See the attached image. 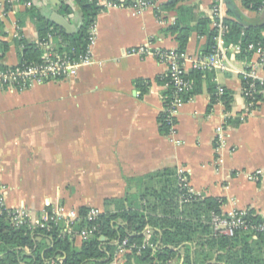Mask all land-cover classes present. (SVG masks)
Returning a JSON list of instances; mask_svg holds the SVG:
<instances>
[{"label":"crops","instance_id":"0c3cea01","mask_svg":"<svg viewBox=\"0 0 264 264\" xmlns=\"http://www.w3.org/2000/svg\"><path fill=\"white\" fill-rule=\"evenodd\" d=\"M97 1L103 5L112 0ZM116 1L121 6L106 7L96 17L89 64L22 91L0 88V185L5 206L24 208L32 218L56 205L102 212L106 200L124 197L129 179L167 168L177 174L182 170L193 193L223 198L222 213L252 209L264 219V100L239 120L248 108L241 72L256 56H243L230 49L232 44L213 38L227 68L213 70L212 80L217 89L231 93L230 109L217 100L208 110L210 94L203 85L200 94L179 108L174 134H164L158 120L166 85L157 78L164 75L165 65L153 55H133L129 50L147 41L152 50H174L177 41L168 26L179 18L194 28L206 19V31L193 29L188 38L183 65L189 73L193 62L205 55L213 29V0H179L171 8H158V14L156 7L167 0L138 11L129 6L134 0ZM33 5L50 20L54 13L64 17L60 0H33ZM27 10L20 0H6L0 7L5 32L0 38L9 45L1 59L5 65L19 61L15 33L20 31L28 42L38 39L36 19ZM72 10L64 18L75 24L79 12L74 6ZM222 13L229 20L264 22V7L251 11L240 0H224ZM257 73L263 75L261 69ZM221 125L225 146L217 151L215 128ZM257 170L261 173L255 180L251 176Z\"/></svg>","mask_w":264,"mask_h":264},{"label":"trees","instance_id":"16d2710c","mask_svg":"<svg viewBox=\"0 0 264 264\" xmlns=\"http://www.w3.org/2000/svg\"><path fill=\"white\" fill-rule=\"evenodd\" d=\"M30 0H20L27 2ZM158 1V0H148ZM179 0H167L156 7L171 8ZM112 2H117L112 0ZM129 2V1H128ZM241 5L251 11H259L264 7V0H240ZM28 6L32 17L36 19L38 39L28 42L21 37L20 31L16 37L18 64L39 62L43 49L39 43L47 33H52L57 39L59 49L72 55V48L82 52L88 43V33L97 15L104 7L96 0H60L59 12L67 17L74 8L79 12V19L69 33L60 25L54 23L33 8ZM230 30L226 34L227 43L239 44L240 54L249 56L252 53L246 49V44L252 41H263V23H248L245 20H229ZM206 19L198 20L193 28L181 24L178 18L168 30L177 41V52H184L188 38L193 29L199 34L206 31ZM214 28L210 31L205 55L213 46ZM0 36H5L0 22ZM0 38V66L8 43ZM20 48V49H19ZM213 70L191 69L187 73L193 79L190 91L184 94L186 99L202 92L203 85L210 94L208 110L212 104L221 100L225 109H230L232 95L228 90L217 93V86L212 80ZM157 81L166 84L165 75ZM242 79V86H244ZM171 93V87L166 86L165 100ZM258 105H255V108ZM159 130L167 134L169 127L159 116ZM223 198L202 196L181 187L178 174L174 169H162L139 179H129L127 192L122 198L108 199L106 208L97 217L96 222H86L80 219L75 228H83L96 224V231L88 239L75 245V239L70 233L63 231L64 223L48 221L44 227L16 226L8 211L0 210V264H109L114 258L117 244L124 238L128 241L141 242L142 231L146 226L151 229V241L155 247L125 253L122 264H264V230H238L231 236L215 234L210 224L212 214H222ZM112 205L111 208L109 206ZM50 210V207H46ZM11 211V210H9ZM86 208H80V213H86ZM247 217L253 223L264 221L252 209H248ZM103 238V239H101Z\"/></svg>","mask_w":264,"mask_h":264},{"label":"built area","instance_id":"2783aa9c","mask_svg":"<svg viewBox=\"0 0 264 264\" xmlns=\"http://www.w3.org/2000/svg\"><path fill=\"white\" fill-rule=\"evenodd\" d=\"M6 0H0V7L3 6ZM99 4V2L96 0ZM224 0H213L211 5V12L213 17V28L216 32L214 39L219 38L224 44L225 36L230 30L229 24L225 21V17L222 13V6ZM157 1L148 0H134L129 6L134 10H141L149 6H155ZM26 6L33 5V0L24 2ZM104 8L121 6L119 2L106 1L102 5ZM15 36H18L15 33ZM95 41V22L89 29L88 43L82 52H77L72 48V55L63 49H59L58 40L55 39L52 33H47L44 39L39 43L43 49V54L39 62H29L16 64L14 66H0V88H9L22 91L30 87L33 83L46 82L50 80H56L63 77H67L73 74L79 67L89 64L92 61L91 48ZM151 42L147 41L141 45L132 47L129 50L130 54L138 56L153 55L159 62L165 65L164 75L167 77L166 86L171 87V93L167 100L164 101L163 109L161 111V117L163 122L169 127L167 135H173L176 126V115L179 108L187 100L184 96L185 93L190 91L193 86V79L189 78L185 71L183 60L184 52H177L174 50H152L150 46ZM232 50L240 52V45L233 44ZM246 49L256 56L254 64L245 67L241 74L245 85L242 86V94L247 101V112L239 116V120H244L245 116L252 109H255V105H258L264 100V40L252 41L246 44ZM193 69L204 70H216L226 69V59L224 57L223 50H220L216 44H213L209 54L200 56L193 62ZM261 69L263 75H258L257 71ZM223 88L218 87L217 93L220 95L223 93ZM216 132V150L225 146L226 132L223 125L215 128ZM175 142H179L174 139ZM217 162L221 163V157H217ZM261 171L257 170L251 176V178L257 180ZM178 182L181 187H188V191L192 192L188 185L187 177L182 170L178 171ZM4 186L0 185V210L8 211L11 214L12 222L16 226H40L44 227L48 221L54 223H64L66 228L63 231L70 233L72 238L80 241L88 239L96 231V224L87 225L83 228H75L80 219L86 220V222H96L97 217L101 211L96 208H88L86 213H80L78 209L68 208L65 205H56L50 207V210L45 209L41 212V215L37 218H32L28 211L24 208L9 209L5 206L3 201ZM11 210V211H9ZM248 209H242L237 211H231L229 213L212 214L210 224L215 234L225 235L228 237L233 236L238 230H264V221L260 223H253L247 217ZM143 239L141 242L128 241L124 238L117 244L114 251V258L112 263L116 261L120 264L122 257L125 253L146 249L147 247L153 248L155 244L151 241V229L146 226L143 231ZM103 239V238H101ZM168 264L173 261H167Z\"/></svg>","mask_w":264,"mask_h":264},{"label":"water","instance_id":"95a60500","mask_svg":"<svg viewBox=\"0 0 264 264\" xmlns=\"http://www.w3.org/2000/svg\"><path fill=\"white\" fill-rule=\"evenodd\" d=\"M238 19V21H242V18L241 17H236ZM51 20L60 25L61 27H63L66 32H70L69 31V28L73 27L71 24H69V22L62 16H59L57 13H54V16L51 17Z\"/></svg>","mask_w":264,"mask_h":264},{"label":"rangeland","instance_id":"374dc122","mask_svg":"<svg viewBox=\"0 0 264 264\" xmlns=\"http://www.w3.org/2000/svg\"><path fill=\"white\" fill-rule=\"evenodd\" d=\"M45 209H46V208H45ZM45 209H44V210H45Z\"/></svg>","mask_w":264,"mask_h":264}]
</instances>
